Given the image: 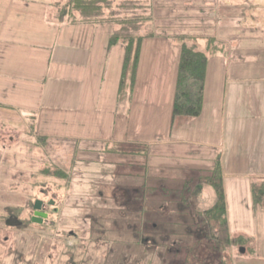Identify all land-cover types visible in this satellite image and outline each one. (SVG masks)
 <instances>
[{
    "label": "crops",
    "instance_id": "1",
    "mask_svg": "<svg viewBox=\"0 0 264 264\" xmlns=\"http://www.w3.org/2000/svg\"><path fill=\"white\" fill-rule=\"evenodd\" d=\"M66 1L0 0V135L29 129L82 155L95 146H139L143 164L127 172L147 183L161 169L199 177L218 164L229 233L246 239L249 257L264 258L255 249L256 240L264 247V222L253 218L257 207L264 216V194L254 201L264 185V51L208 55L200 115L173 117L181 51L174 33L144 39L132 94L121 101L125 50L108 45L115 28L59 21L57 5ZM16 144L0 146V165L20 152Z\"/></svg>",
    "mask_w": 264,
    "mask_h": 264
},
{
    "label": "rangeland",
    "instance_id": "2",
    "mask_svg": "<svg viewBox=\"0 0 264 264\" xmlns=\"http://www.w3.org/2000/svg\"><path fill=\"white\" fill-rule=\"evenodd\" d=\"M135 2L141 5L135 14L149 19L139 34L172 32L207 56L232 51L252 57L264 51V0ZM127 5L115 0L105 14L129 18ZM187 28H197L202 39H194ZM28 132L0 135V146L23 145L4 157L10 167L0 165V264H188L187 247L209 232L203 214L216 194L200 179L211 171L185 177L176 169H161L158 179L147 183L127 172L143 164L142 147L95 146L82 155L85 149ZM36 201L48 214L41 225L31 221ZM253 218L264 222L261 208ZM247 243L227 249L230 264H264L263 257L248 256ZM194 253L200 264H218L216 253L204 245Z\"/></svg>",
    "mask_w": 264,
    "mask_h": 264
},
{
    "label": "trees",
    "instance_id": "3",
    "mask_svg": "<svg viewBox=\"0 0 264 264\" xmlns=\"http://www.w3.org/2000/svg\"><path fill=\"white\" fill-rule=\"evenodd\" d=\"M115 0H67L63 5H57L56 16L59 21L71 24H97L108 23L116 28L109 38V47L117 44L124 46V59L119 86V99L121 101L130 98L136 79L137 67L140 57L141 45L144 39L154 37V33L139 34L142 23L147 22V17L137 16L135 13L141 6L136 0H125L129 5L122 8L129 11V18H120L114 13L105 14L112 9ZM132 3V4H131ZM181 43L180 58L177 70L175 95L172 107L173 117H197L201 113L205 74L208 56L197 49V46L189 45L190 39L179 37ZM200 182L209 184L215 191L214 205L204 212L209 225V234H205L187 247L185 262L188 264H200L196 261L194 247L204 245L216 253L218 264H230L226 251L229 247H243L246 239L242 236L231 237L228 228L225 209V195L221 170L218 164L211 170L210 175L200 179ZM264 194V185L255 188L254 201H258V195ZM50 205V204H49ZM34 209V207H33ZM225 259V263H224Z\"/></svg>",
    "mask_w": 264,
    "mask_h": 264
},
{
    "label": "water",
    "instance_id": "4",
    "mask_svg": "<svg viewBox=\"0 0 264 264\" xmlns=\"http://www.w3.org/2000/svg\"><path fill=\"white\" fill-rule=\"evenodd\" d=\"M42 202L36 201L34 204V213L33 217L31 218V221L35 224H42L43 220L47 218L46 213L42 212ZM50 205H53V202H49ZM243 249L241 250V253H243Z\"/></svg>",
    "mask_w": 264,
    "mask_h": 264
}]
</instances>
